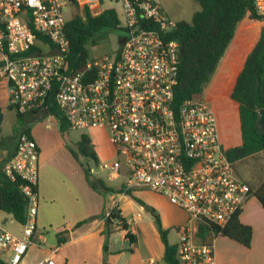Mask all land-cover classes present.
Masks as SVG:
<instances>
[{"label":"built area","instance_id":"2783aa9c","mask_svg":"<svg viewBox=\"0 0 264 264\" xmlns=\"http://www.w3.org/2000/svg\"><path fill=\"white\" fill-rule=\"evenodd\" d=\"M73 2L92 16L105 9L103 0H65ZM115 2L125 32L118 50L72 72L64 4L0 0V85L9 94L8 105L24 116L47 113L55 87L56 106L70 129L103 130L114 149L112 161L93 162L89 173H101L109 182L121 179L126 193L152 191L186 212V222L176 229L179 264H217L214 241L243 211L250 187L227 156L205 91L180 105L174 102L182 54L181 42L173 36L178 22L159 0ZM255 4L264 14V0ZM16 140L2 170L12 180L20 176L28 182L23 192L29 205L22 235L0 224V257L7 264H21L31 246L43 244L36 225L39 148L24 130ZM36 264L55 262L47 256ZM144 264L157 262L146 259Z\"/></svg>","mask_w":264,"mask_h":264},{"label":"trees","instance_id":"16d2710c","mask_svg":"<svg viewBox=\"0 0 264 264\" xmlns=\"http://www.w3.org/2000/svg\"><path fill=\"white\" fill-rule=\"evenodd\" d=\"M102 1V0H101ZM200 5L190 22L179 21L173 36L182 45V54L179 64L178 84L175 87L174 102L180 105L185 100L199 98L210 83L218 65L234 38L236 28L241 20L248 16L251 20L261 21L264 14L258 10L255 0H193ZM76 13L68 20L65 33L70 41L68 55L69 71L75 72L84 68L91 60L88 45H97L100 34L104 30L121 29L118 13L114 8H105L98 16H92L84 8L82 11L76 2L71 4ZM40 37V36H39ZM41 38V37H40ZM55 87L48 102L47 114L57 118L62 133H66L70 127L60 109L56 106L54 96ZM231 99L238 104V114L242 144L227 150V156L231 161H237L264 151V129L258 124L259 112L264 109V28L259 40L255 43L250 53L243 61L231 91ZM8 109L15 111L12 105ZM13 126L14 136L22 130L30 133L29 126L24 123V115L17 111ZM2 114L0 113V124ZM77 152L72 151L75 158L82 155L89 161L99 162L91 138L82 134L76 143ZM13 155V154H12ZM7 160V159H6ZM0 163V211L12 215L13 219L24 225L28 217L29 200L23 192V187L28 182L20 176L12 180L2 169L6 161ZM86 177L89 179V169L86 168ZM104 191H113L107 188L102 180H98ZM96 188L95 184H92ZM38 190V187H35ZM123 192L120 190L119 193ZM130 194V192L128 193ZM264 209V183L253 194ZM156 222L162 243L164 244L163 261L165 264H179L177 258V246L168 241V231L163 229L159 215L154 210ZM239 212L228 225L220 229L221 236L227 237L245 248L251 247L253 228L240 220ZM86 221L79 222L76 227ZM119 222V226L126 232V239L132 245L134 236L128 232L126 220L121 216L118 208H113L110 217L106 218L105 226L109 231L112 224ZM203 232L208 227H202ZM217 233L219 232L216 230ZM66 231L65 233H67ZM108 234L107 232H105ZM206 236L202 235L205 240ZM67 241L64 232L57 235V246ZM105 254L107 247H104ZM0 264H7L0 257ZM104 264H107L106 262Z\"/></svg>","mask_w":264,"mask_h":264},{"label":"crops","instance_id":"0c3cea01","mask_svg":"<svg viewBox=\"0 0 264 264\" xmlns=\"http://www.w3.org/2000/svg\"><path fill=\"white\" fill-rule=\"evenodd\" d=\"M249 20L252 23L249 25L246 24L244 27L251 29V34L245 35V37L242 38L240 36L238 37V35H234L233 41L237 39V42H240V44L241 42L245 43L244 45H250L254 43L256 34L264 27V19L261 21H255L249 18ZM235 51L236 50H229L228 54L236 53ZM0 93L3 94V102L0 105V109H2V111H0V113H2L4 116L5 112L11 111L8 109L9 94L3 85H0ZM207 95L209 94L207 93ZM211 96L214 106L213 109L218 115H220L219 107H216L215 104V96ZM46 115L48 114L45 112H39L28 114L24 117V123L29 126L30 134L37 142L39 148V178L37 184L38 212L36 225L38 231L42 233L44 230H54L57 232V234L64 232V236L67 237V241L60 246L56 245L50 249L36 248L33 250L31 248L21 264H36L47 256L52 257L55 264H104L105 262L107 264H116V261L114 262L113 259L123 255L125 253V247L117 249L116 247L111 246V235L115 231H120L124 236V239H126L125 235L127 231H124L121 226H119V222L112 224L109 231H107L105 226V214L110 208L115 206L120 210L121 216L126 220V223L129 227L128 232L134 236L135 242L132 245L130 244L129 240L126 239L129 242L130 254L132 257H138L139 264H144L146 259H153L157 262V264H165L163 261L164 251L161 257L155 258L153 255H151L149 250H146V248L142 247L140 240L134 234L131 222L127 220L119 205L120 200L131 195L143 202V204L140 205L142 210L146 209L150 211L151 209L144 204H155L153 201L149 200L150 196L148 195V198L144 195V193L146 191L152 196L153 199L155 198V195L158 194L143 189L133 191L130 194L124 191L119 193V191L122 190L121 187L119 189H111L113 191H105L106 195L105 193L102 194L101 192L94 190L85 175L82 158H75L71 152V148L73 150L75 149L74 146L70 145L68 140V131L66 133H62L59 131L57 126H53V128H43L41 122H43ZM3 116L2 122L4 119ZM219 117L217 118L218 125ZM2 122L0 124V130L2 127ZM14 124L15 121L11 124L10 131L5 139L4 137L0 138V153H2L0 156V163L6 159H9L15 151L17 140L13 131ZM229 130L232 133V129ZM236 137L238 136L235 135V138L233 136L220 138L222 144L228 150L231 147L240 146L242 144L241 131H239V139H236ZM91 140L99 161H112L114 159V149L111 143H108V146H106L101 142V140L92 138ZM263 153L264 151L255 153L243 159L234 161V163L236 165V163L240 161L258 159ZM261 162L264 164V159ZM252 167L254 168L255 173L253 174L251 180L248 179L247 181L243 179L237 173V171L236 173L249 185L251 190V196L240 215V220L242 223L250 225L253 228V239L250 248H245L241 244L237 242L236 243L250 252H252L255 247H257L255 251L260 249V251L264 254V209L257 198L253 195L254 192L260 189L264 183V173L261 174V170H263L264 166L261 163H254V166ZM107 199L110 201L112 200L111 205L107 204ZM156 207L159 209L161 208L158 206ZM257 211L263 217V221L259 226V230L254 229V224L252 223L253 220L250 217L252 212ZM162 214L163 218L166 219V212H163ZM243 215L245 216V222L242 220ZM141 217L142 215L137 213L134 221H136L135 223L138 226L143 227L145 226L146 222L143 221ZM85 220L88 221H86L81 226L76 227L79 222ZM0 221L1 223L14 222L12 215L2 211H0ZM66 231L68 232L65 233ZM37 237L38 234L36 235V238ZM223 239L227 240L229 238L223 237ZM44 240L45 238L43 236V240L41 241ZM105 245L107 247L106 254L104 251ZM234 248L237 251H243L242 248ZM54 249L55 253L51 254L50 250ZM257 264H264V259L261 258Z\"/></svg>","mask_w":264,"mask_h":264},{"label":"rangeland","instance_id":"374dc122","mask_svg":"<svg viewBox=\"0 0 264 264\" xmlns=\"http://www.w3.org/2000/svg\"><path fill=\"white\" fill-rule=\"evenodd\" d=\"M63 5V14L65 16L66 20H70L73 18V16L76 13L75 8L65 3V0H60ZM160 5L162 7V10L174 21H186L190 22L193 18V15L199 11L200 5L196 3L193 0H159ZM103 7L104 8H115L119 10L120 6L115 2V0H103ZM81 11L83 10L81 7L79 8ZM252 22L249 20L248 16H245L241 22H239L237 26V31H235V36L238 35L245 37V35L251 34V29H248L244 27V25H249ZM264 28V27H263ZM263 28L260 32H258L254 38V43L250 45H244L245 43L240 44V42H237L238 40L235 39V41H231L229 44L225 55L221 59L218 68L213 75L210 83L205 88V97L209 101L211 107H213L212 103V96H215V104L216 107H219V113L218 115L215 111V114L217 118L219 117V134L222 138H227L229 136H233L236 139H239V131H240V122H239V116H238V105L235 101L231 99V91L233 88V85L236 80V75L238 71L241 68V65L247 55L250 53L251 49L255 45V43L259 40L261 37ZM101 38L99 39V42L97 45H88V52L89 57L91 60H97L104 56L110 55L112 53H115L120 45L121 40L125 37V32L122 29H113V30H104L100 34ZM236 38V37H235ZM244 42V41H243ZM229 50H236V53H230L228 54ZM228 54V55H227ZM207 93L210 95H207ZM3 102V94L0 93V105ZM2 111V109H0ZM2 114V113H1ZM223 115V116H222ZM3 116V115H2ZM3 122L2 127L0 130V138L5 137L8 135L10 131L11 124L16 120V113L15 111H8L4 113L3 116ZM43 128H53V126H57L59 131L60 130V124L57 118L54 116L46 115L43 122H41ZM229 129H232V133ZM82 134L89 135L92 139L101 140L102 143H104L106 146H108V143H110L108 136L105 131L98 130V129H91V130H75V129H69L67 132L68 140L70 142L71 146H74L73 150L71 148V152H77L76 147V141H78ZM226 144V143H225ZM109 150V148H108ZM2 153H0V156ZM75 157V156H74ZM82 158V164L84 167V170L89 169L94 164L92 161L87 160L82 155H78V158ZM258 159H248L245 161L237 162L235 165V169L237 173L245 180L248 181L252 179L253 174L255 173V170L252 166H254V163H261L263 166V159H264V153L259 156ZM77 158V159H78ZM115 158V157H114ZM252 160V161H251ZM111 161V160H110ZM261 174L264 173V167L263 170H261ZM86 175V172H85ZM102 180V182L105 184L107 188L110 189H119L122 185V180H114L112 182H109L105 176L101 173L99 174H90L89 173V183L91 184L92 188L94 190H97L101 192L102 194L105 193L104 189L99 185L98 180ZM92 184H95L96 188L93 187ZM106 195V193H105ZM146 197L148 195L150 196L149 200L153 201L154 204L158 207H161L160 209L157 208L153 204H144L147 207H149L151 210L141 209L140 205L143 204V202L135 198L134 196L129 195L128 197L122 199L119 201L120 208L127 218L128 221L131 222L132 229L134 231L135 236L140 240V244L143 248H146V250H149L151 255H153L155 258L161 257L163 251H164V244L162 243L160 231L158 230V224L156 222L155 215L153 214L154 210L156 214L159 215L160 223L163 229L168 231V241L169 243L176 244L178 241V235L176 232V229L186 222L188 215L186 212H184L181 209H178L177 207L173 206L168 202V200L160 195H155V198L153 199L150 194H148L146 191L144 193ZM134 198V199H132ZM133 200V201H132ZM107 204L111 205L112 200L110 201L107 199ZM163 210V211H162ZM174 210V211H173ZM173 211V212H172ZM163 212H166L167 218H163ZM137 213H140L142 215L141 219L146 222L145 226L141 227L138 226L134 221V218L136 217ZM251 219L253 220L254 229L259 230V226L262 224L263 217L262 215L257 212H252L250 215ZM14 220V219H13ZM242 220L245 222V216H242ZM164 222V223H163ZM4 223V224H3ZM0 224L3 225L7 230L17 234L22 235L23 233V225L19 224L14 220L13 223H7L0 221ZM57 232L54 230H44L43 236L45 240L43 241L42 246H31L33 250L36 248H53L57 244ZM112 242L111 246L116 247L117 249H121L125 247V253L121 255L118 258L113 259L114 262L116 261V264H139V258L138 257H132L130 254V246L128 240L124 239V236L120 231H115L111 235ZM256 242V241H255ZM215 246V252L217 255V264H257L259 263L260 259H264L263 252L258 249V251H255V249L250 252L243 247L239 246L236 242L232 240H225L223 237L218 236L216 237L214 241ZM234 247L242 248L243 251H237ZM31 248L29 250H31ZM32 250V251H33ZM25 259V258H24Z\"/></svg>","mask_w":264,"mask_h":264},{"label":"water","instance_id":"95a60500","mask_svg":"<svg viewBox=\"0 0 264 264\" xmlns=\"http://www.w3.org/2000/svg\"><path fill=\"white\" fill-rule=\"evenodd\" d=\"M258 124L264 129V109L259 112Z\"/></svg>","mask_w":264,"mask_h":264},{"label":"flooded vegetation","instance_id":"af4514ba","mask_svg":"<svg viewBox=\"0 0 264 264\" xmlns=\"http://www.w3.org/2000/svg\"><path fill=\"white\" fill-rule=\"evenodd\" d=\"M214 107V106H213Z\"/></svg>","mask_w":264,"mask_h":264}]
</instances>
